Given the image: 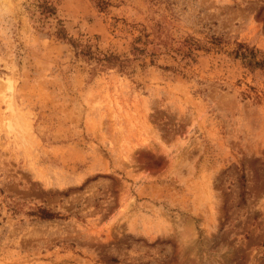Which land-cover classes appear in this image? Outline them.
Returning a JSON list of instances; mask_svg holds the SVG:
<instances>
[{"label": "rangeland", "instance_id": "374dc122", "mask_svg": "<svg viewBox=\"0 0 264 264\" xmlns=\"http://www.w3.org/2000/svg\"><path fill=\"white\" fill-rule=\"evenodd\" d=\"M0 264H264V0H0Z\"/></svg>", "mask_w": 264, "mask_h": 264}]
</instances>
